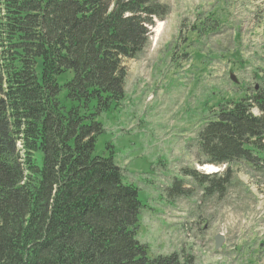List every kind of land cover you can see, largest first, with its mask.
I'll use <instances>...</instances> for the list:
<instances>
[{"label": "trees", "instance_id": "1", "mask_svg": "<svg viewBox=\"0 0 264 264\" xmlns=\"http://www.w3.org/2000/svg\"><path fill=\"white\" fill-rule=\"evenodd\" d=\"M0 10V264H188L149 255L139 189L113 151L95 154L100 116L126 97L124 59L144 51L169 6L0 0ZM219 106L198 132V163L264 164V88ZM183 171L209 194L233 176Z\"/></svg>", "mask_w": 264, "mask_h": 264}, {"label": "rangeland", "instance_id": "2", "mask_svg": "<svg viewBox=\"0 0 264 264\" xmlns=\"http://www.w3.org/2000/svg\"><path fill=\"white\" fill-rule=\"evenodd\" d=\"M157 1L169 14L155 18L144 51L124 59L126 97L100 116L105 131L95 154L113 151L124 181L139 189V240L151 257L264 264V164L209 173L197 161L198 132L219 105L264 88V0ZM185 168L233 176L226 191L209 194V183ZM176 178L182 182L173 188Z\"/></svg>", "mask_w": 264, "mask_h": 264}, {"label": "water", "instance_id": "3", "mask_svg": "<svg viewBox=\"0 0 264 264\" xmlns=\"http://www.w3.org/2000/svg\"><path fill=\"white\" fill-rule=\"evenodd\" d=\"M150 28H151V27H150ZM232 79H233L234 81H236V78H235L234 76H232ZM202 166H204L203 170H206V168H207L208 166H214V167H216V165H214V164H204V165H202ZM218 171H219V168H218L217 170H213V171H211V172H209V173H214V172H218ZM222 241H223V236H222V235H218V236L216 237V247H217V248L220 246V244L222 243Z\"/></svg>", "mask_w": 264, "mask_h": 264}, {"label": "bare ground", "instance_id": "4", "mask_svg": "<svg viewBox=\"0 0 264 264\" xmlns=\"http://www.w3.org/2000/svg\"><path fill=\"white\" fill-rule=\"evenodd\" d=\"M203 168H204V166H202ZM218 169V167L216 166V167H214V166H208L207 168H206V170L208 171V172H211V171H213V170H217Z\"/></svg>", "mask_w": 264, "mask_h": 264}]
</instances>
